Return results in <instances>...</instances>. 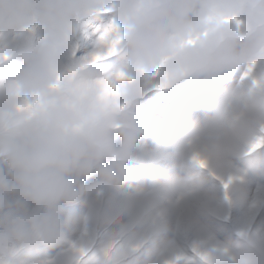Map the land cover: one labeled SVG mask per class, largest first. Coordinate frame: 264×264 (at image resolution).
I'll use <instances>...</instances> for the list:
<instances>
[{"label": "clouds", "instance_id": "clouds-1", "mask_svg": "<svg viewBox=\"0 0 264 264\" xmlns=\"http://www.w3.org/2000/svg\"><path fill=\"white\" fill-rule=\"evenodd\" d=\"M0 264H264V0H0Z\"/></svg>", "mask_w": 264, "mask_h": 264}]
</instances>
